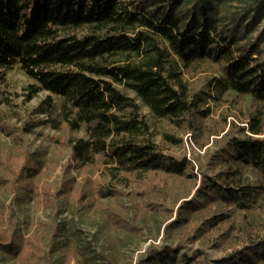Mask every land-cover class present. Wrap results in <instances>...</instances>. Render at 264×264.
<instances>
[{"label":"trees","instance_id":"trees-1","mask_svg":"<svg viewBox=\"0 0 264 264\" xmlns=\"http://www.w3.org/2000/svg\"><path fill=\"white\" fill-rule=\"evenodd\" d=\"M263 22L264 0H0V132L11 141L0 144V259L99 264L90 242L62 257L54 251L68 246L59 247L67 208H100L132 237L157 219L163 236L224 251L221 264H264ZM210 66L216 72L197 87L195 75ZM15 67L30 78L22 92L8 78ZM43 90L23 114L21 94L26 103ZM231 115L240 123L227 128ZM188 130L204 137L201 146L212 134L227 143L212 173L201 167L199 184L192 160L173 150ZM28 134L70 151L60 179L53 173L61 164L31 150ZM123 196L131 204L110 209L104 201ZM30 198L23 232L13 204ZM48 209L51 221L35 215ZM206 255L164 243L141 264H209Z\"/></svg>","mask_w":264,"mask_h":264},{"label":"rangeland","instance_id":"rangeland-1","mask_svg":"<svg viewBox=\"0 0 264 264\" xmlns=\"http://www.w3.org/2000/svg\"><path fill=\"white\" fill-rule=\"evenodd\" d=\"M264 24V22H263ZM216 69H214L212 66L209 68H206V71H200L198 74L195 75V82L196 86L199 87L202 84V77L203 75H206V73H215ZM8 78L10 79L13 90H16L18 92H22L24 86L30 81V78L18 67H15L13 69H10L8 71ZM4 86L2 83L1 88ZM130 95H135L134 92L129 91ZM47 91L43 90L41 91L38 96L34 97L32 100L28 102H24L23 95L18 98V101L20 103V106L22 108L23 114L31 109L34 105H36L41 98L45 96ZM2 99V93L0 91V100ZM251 96L244 97L243 101L239 103L242 107L245 109L249 108L248 106L251 105ZM137 101L141 105V111L146 113L149 120L151 121L152 128L157 130V128H161L160 123L155 122V118L153 117V114L149 107L145 105L140 98H137ZM239 105V106H240ZM247 107V108H246ZM40 116H43L42 114ZM215 116H218L216 113ZM232 119H236L233 115L228 117V126H231ZM237 121V119H236ZM240 123L239 121H237ZM158 125V126H157ZM48 131V129H45ZM191 134V135H190ZM183 138V143L180 146H176L173 148L174 153L179 155H186L187 158H190L192 162L195 164L196 171L199 172V180L202 176L201 174V167L202 170L212 173V157L216 156L218 154V151H220V148L223 146V144L226 146L227 143H224V141L220 140L221 134H212L208 140V143L205 144V146H201L199 141H202L204 137L199 135L197 132H193L191 130L180 132L179 134ZM27 138V146L31 150H40L45 149L46 150V156L50 160H56L61 165L59 168L54 171L53 177L56 179H60L62 177V169L65 164H67L70 156V151L66 150L64 151L59 145H55L51 142L49 138L46 137H38L34 134H28L26 136ZM158 139L161 140V135L158 134ZM0 144L4 145L6 147H10L11 141L8 138L7 135L0 132ZM60 169V170H59ZM254 179V177H252ZM2 195V194H1ZM3 196V195H2ZM4 200L8 203L12 200L13 196H3ZM192 197V193L187 197V199ZM195 198V196H193ZM192 197V198H193ZM182 200V199H181ZM181 200L175 205V210L180 204ZM104 201L108 204L109 208L112 209L113 207L118 206L119 203H125V204H131L132 198L131 196H123L119 197L118 199H111L107 198L104 199ZM32 198L26 199L23 204L18 205L17 203L13 204V207L15 208L16 212L19 214V224L18 227L22 228L23 232H27L28 229L26 228L24 221L27 218H31L33 213L32 208ZM63 208H67L65 204L62 205ZM216 206H214L215 208ZM131 211V210H130ZM36 212V211H35ZM132 212V211H131ZM36 216H40L42 219H45L47 221H51L55 214L53 213V209H48L47 212H44L43 210L37 211L35 214ZM34 215V216H35ZM176 215L174 211L173 217ZM35 216V217H36ZM34 217V219H35ZM172 217V218H173ZM59 219L61 220H67L68 221V227L67 229L62 233V235L59 237V247H61L63 244L67 243L66 248L56 249L54 251V256L62 257L67 254V251L74 245L82 244L85 242H90L91 247L97 251L98 253L102 254L97 261L99 264H141L143 257L146 255L148 251L153 250L154 247H159L162 244H177V243H185L189 248L194 252V249L197 247L204 248L206 257L209 260V264H221L219 261H217L218 258L222 256L224 251L218 250L214 247H212L209 243H207L204 239L197 240L195 242L187 241V239H184V241H181L179 236H176L175 234H168L164 235V230L159 232L158 227L161 226V220H151L147 223L146 228L144 229L143 235H137L136 233L133 234V237L130 235L129 231H121L116 229L115 227L111 226L108 223L107 215L103 214V211L99 208L97 210H81V211H75L72 212L68 208L60 215ZM152 219V218H151ZM239 217L235 218L236 223L239 222ZM77 231H75V229ZM246 239L242 241L240 246H243L247 243V237ZM194 254L192 255V257ZM200 256V255H199ZM80 263L79 264H92L85 262L82 257L79 258ZM74 261V260H73ZM0 264H11L10 261L4 262L0 259Z\"/></svg>","mask_w":264,"mask_h":264},{"label":"built area","instance_id":"built-area-1","mask_svg":"<svg viewBox=\"0 0 264 264\" xmlns=\"http://www.w3.org/2000/svg\"><path fill=\"white\" fill-rule=\"evenodd\" d=\"M191 135V134H190Z\"/></svg>","mask_w":264,"mask_h":264}]
</instances>
